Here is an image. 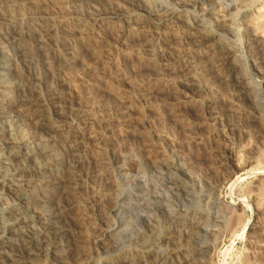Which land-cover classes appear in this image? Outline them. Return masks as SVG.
Here are the masks:
<instances>
[{"label": "rangeland", "instance_id": "obj_1", "mask_svg": "<svg viewBox=\"0 0 264 264\" xmlns=\"http://www.w3.org/2000/svg\"><path fill=\"white\" fill-rule=\"evenodd\" d=\"M185 1L0 0V264L81 259L86 238L64 234L61 196L50 187L63 185L70 165L52 130L59 114L86 132L121 126L111 150H132L110 168L126 201L111 218L118 236L109 253L94 246L91 263L264 264V42L247 38L245 26L250 19L264 34V11L219 27L215 0ZM208 35L215 38L202 44ZM228 51L227 72L216 57ZM232 67L250 85L247 96L228 77ZM67 98L86 111L72 117ZM106 161L102 152L79 169L94 173ZM88 182L105 211L113 199L105 178ZM90 186L62 202L84 194L91 201ZM218 195L230 213L223 238L208 249L197 221L205 199ZM91 226L94 240L102 230Z\"/></svg>", "mask_w": 264, "mask_h": 264}, {"label": "bare ground", "instance_id": "obj_2", "mask_svg": "<svg viewBox=\"0 0 264 264\" xmlns=\"http://www.w3.org/2000/svg\"><path fill=\"white\" fill-rule=\"evenodd\" d=\"M246 1L247 0H215V4L213 6L214 9L212 11V17L214 18V21L217 23V25L219 27H230L231 24L235 21L234 18H235L236 14L239 15L240 13L245 12V14H243V15L244 16H248L250 14H247V13L251 12V11H249L250 9H253L255 11V13H257L258 11L260 12L261 10L264 11V0H262V1L261 0H251V2L253 1V4H251V2L249 3V2H246ZM256 8H257V12H256ZM251 15H252V13H251ZM260 17L261 16H259V18ZM255 19H257V18H255ZM249 21H250V19L248 20V23H250ZM253 21H252V23H253ZM248 23L247 22L245 23L246 24L245 26L247 27V32H246L247 38L255 40L257 42V46L258 47L260 45L263 46L264 34L258 35L256 33H254L251 30L252 29L251 28L252 25L251 24L249 25ZM214 38H215V36L208 35V36H206L205 38H203L201 40V43L205 44L206 42L213 41ZM212 56L213 55H210L208 57L213 58ZM233 57H234V54L232 52L228 51V52L222 53V55H220V54L217 55L216 58H218V61L219 60L221 61L222 68L228 72L230 64H231V60L233 59ZM263 64H264V61H263ZM231 70L232 71L228 75V77L230 78V80L232 82H234V84L236 86V89L239 91V93L246 94L245 96H247V93L251 89L250 85L245 80L237 78L236 67L235 68L232 67ZM171 85H173V83H171ZM187 85H190V80L187 82ZM175 99L177 101L178 98H175ZM64 100H66L67 102H69L71 104V105H69V107L72 108V113H73L72 117L78 116L80 113L82 115V113H84L86 111L87 107H88V104H86V103L82 104L80 107L79 106H74V105H72L73 102L70 100V98H67V99H64ZM70 118H71L70 116H66V115L64 116V115H60L59 114L58 118H57V123L53 124L54 127H53L52 130L55 132V135L60 136L64 140L62 145L67 150V154L66 155H67L68 163H70V165H69V167L67 169V173H66L67 177L64 178L65 180L63 179L64 180L63 185L61 186V185L52 183V185L50 187L52 188L54 193H57V194L59 193L60 196H61V198L58 196L59 202H57L58 203L57 205H58V209H59L60 213H58V212L57 213L61 214L62 220L64 219L63 221L66 224L65 227H64V224H63L64 228L61 226L64 229V234L67 235L69 237V239H71V240L75 239L77 236L80 237L81 234H82L83 239L86 238L84 241L81 239L82 242L80 243L81 246H82L81 257H80L81 259L78 262H75L73 264H93L94 263L93 260H92L93 263H91L90 259H91L92 256H94L93 252L96 250V248H98L102 253H109L110 250L113 248V237H114V235L118 236L117 235V231L118 230L116 231L117 227H116L115 223L111 221L112 220L111 218L116 216L118 214L117 212L121 213L119 208L124 206V204L126 203V201H122L121 202V197H118L119 196L118 195V193H119L118 190L119 189H117L118 187H115V183H114L115 181L113 180L115 178V176H114V173H113V169L111 171L110 168H111V166H114L116 163H118L121 158L129 155L132 150H126V149L121 150V151H114V150L112 151L111 150L110 143H112L114 140H116V138L118 136H120L119 133L122 130L121 126H116L115 128H112V127H110V128H108V127L102 128L103 127V125H102V127H100L99 129L95 128V130H93L91 132L90 131L86 132V130L84 131V129L76 128L74 126V124L72 122H70ZM91 122L94 123L95 121L91 120ZM65 126H68L67 128L69 130H66ZM72 128H73L74 131L71 132ZM92 140H95V143L90 144V141H92ZM12 143H14V142H12ZM13 145H15V144H13ZM1 147H4V146H1ZM10 149L11 148H9V150ZM6 150H7V148H6ZM102 152H104V153L106 152V154H107V161H106L107 164H106V167H104L103 170H99V171L97 170V171H94V173H92L93 172L92 171L89 174L88 172H86V170L83 171V169H81V170L79 169L80 160L86 162V160L87 161L91 160L92 157H94L95 155H98L99 153H102ZM1 153H2V149L0 148V154ZM76 154L77 155L79 154L78 159L75 158ZM13 159H16V157H13ZM13 159H12V161H13L12 164L14 165V161H16L18 158L16 160H13ZM74 160L76 162H74ZM19 161L17 162V164H19ZM84 162H83V165H84ZM22 168H20L18 170L21 171ZM230 168H231V172H234V169L235 170L237 169L234 165L232 167H230ZM26 170H27V168H26ZM124 170H126V169H124ZM28 171H30V170H28ZM24 172H26V171H24ZM78 172H80V173H78ZM75 173L78 175L77 179L74 177L76 175ZM125 173L126 172H124V174ZM31 174H33V171H32ZM130 174H131V178L130 177H128V178L132 179L133 184L134 183L136 184V179L138 178V176H136V175H138V174L134 173V172L131 173V171H130ZM27 175H29V174H27ZM33 175H30V176L34 177ZM88 176H89V179L91 178V181H93L96 178H100V177H104L105 178V181H106V184H107L106 185L107 188L105 190V192H106L105 194H107L106 196H110V197L113 198L112 201H111V204L108 206V208L105 211L102 210V207L100 205V203H101V194L100 193L101 192H100L99 189H97L96 184H93L91 182L92 184L90 186V183L88 182ZM225 180L219 181L216 184V187L219 188V189H222L223 186H225L227 184V182H225ZM49 183H50V181H49ZM35 184L36 183H34V185ZM84 186L87 187V188L89 186L92 187V192L94 194H93V198H92L91 201L89 200V198H86L87 197L86 194H84L85 196H83V198L81 199L79 197V195H80V193H79L78 197L81 200H78L79 198L77 199L76 196H75L74 200H73V197H72L71 201H69L67 203H63L62 202V200H63L62 197H66V196L70 197L72 194H75L76 192L78 193L79 191H81ZM1 187H3V189H4L5 185H3ZM218 191L220 192V190H218ZM8 192H10V191H8ZM51 195H53V194H51ZM115 195H117V197ZM55 196H57V195H55ZM220 196L221 195H218L215 198L205 199V200H207V209L206 210L204 209L202 211V213L200 214V217H199V219L197 221V222H199L198 225H200L201 229L204 230V235L206 236V241L208 242V246H210V247H208V249L209 248L212 249V247L215 248L219 244L220 240L223 238L222 237L223 234H221V232H222V229L224 228V224L226 222L227 216L230 213L229 209L224 205V202L221 200ZM15 198L19 200V198L16 197V195H15ZM6 201H8V199L5 198L4 201L2 199L1 203L2 202L5 203ZM35 202H37V201H35ZM15 203H17V202H15ZM90 203L92 204L91 208H90ZM27 205L26 206H27V209L29 211L28 207L31 204L29 205V203H28ZM37 205H38V203H37ZM12 208H15V206L12 205ZM16 209H19V208L17 207V208H15V210ZM55 210H56V208H55ZM34 212H36V211L34 210ZM37 212H38V209H37ZM39 215L41 216V214H39ZM23 216L24 215H22V217ZM33 218L34 219H37V218L41 219V217H39V216H37L36 218L34 216ZM91 218L94 219L93 224L91 222ZM8 219L10 220V218H8ZM14 219H15V217H14ZM21 219H23V218H21ZM26 219H27V217H26ZM70 220L71 221L72 220H76V221L77 220H81V221L85 222V225L81 226V227L80 226L79 227H73L72 224L69 222ZM227 221H228V219H227ZM78 222H80V221H78ZM13 223H14V221H13ZM94 224H95V226H98L102 230V233L99 234V235H96L94 237V240H93V237L91 235L92 233H90V230H92V226L91 225H94ZM13 227H15V226H13ZM83 232L87 233L86 237L84 236ZM116 240L118 241V239H116ZM114 244H115V242H114ZM94 246H96V247H95V250L93 251ZM115 246H116V244H115ZM95 253L97 254V252H95ZM92 258H94V257H92ZM98 259H100V258H98ZM125 260H127V259H125ZM119 262H120V260H119ZM123 262H124V260H123ZM130 262L129 263L126 262L124 264H130ZM106 264H115V262H109L108 261Z\"/></svg>", "mask_w": 264, "mask_h": 264}]
</instances>
